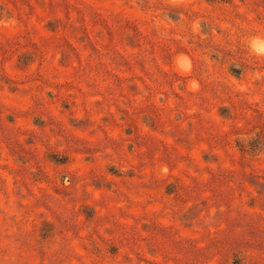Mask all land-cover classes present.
Wrapping results in <instances>:
<instances>
[{
	"label": "rangeland",
	"instance_id": "obj_1",
	"mask_svg": "<svg viewBox=\"0 0 264 264\" xmlns=\"http://www.w3.org/2000/svg\"><path fill=\"white\" fill-rule=\"evenodd\" d=\"M264 0H0V264H264Z\"/></svg>",
	"mask_w": 264,
	"mask_h": 264
},
{
	"label": "clouds",
	"instance_id": "obj_2",
	"mask_svg": "<svg viewBox=\"0 0 264 264\" xmlns=\"http://www.w3.org/2000/svg\"><path fill=\"white\" fill-rule=\"evenodd\" d=\"M256 50L258 51V53L264 54V46H261V47L257 48Z\"/></svg>",
	"mask_w": 264,
	"mask_h": 264
}]
</instances>
